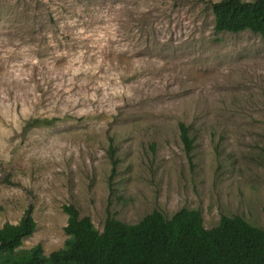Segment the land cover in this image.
<instances>
[{"label": "rangeland", "instance_id": "rangeland-1", "mask_svg": "<svg viewBox=\"0 0 264 264\" xmlns=\"http://www.w3.org/2000/svg\"><path fill=\"white\" fill-rule=\"evenodd\" d=\"M218 1L0 0V227L32 207L22 248L64 246L65 204L99 231L184 207L264 229V36L216 32Z\"/></svg>", "mask_w": 264, "mask_h": 264}, {"label": "trees", "instance_id": "trees-1", "mask_svg": "<svg viewBox=\"0 0 264 264\" xmlns=\"http://www.w3.org/2000/svg\"><path fill=\"white\" fill-rule=\"evenodd\" d=\"M216 32L250 30L264 36V0H220L213 4ZM54 118H36L26 128L52 125ZM181 135L189 150L193 140L186 124ZM68 215L64 246L46 254L42 244L22 248L37 222L29 208L18 223L0 227V264H264V229L240 215H223L218 225L204 226L199 210L182 208L167 217L159 210L137 223L123 222L108 213L103 231L73 204Z\"/></svg>", "mask_w": 264, "mask_h": 264}]
</instances>
